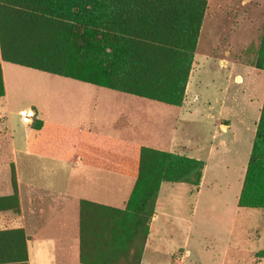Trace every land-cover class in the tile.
<instances>
[{"label": "crops", "instance_id": "0c3cea01", "mask_svg": "<svg viewBox=\"0 0 264 264\" xmlns=\"http://www.w3.org/2000/svg\"><path fill=\"white\" fill-rule=\"evenodd\" d=\"M30 18L15 7V0H0L4 87L0 97V233L24 232V264H84L81 202L85 196L114 208L128 200L125 187L123 198H117L84 184L116 188L127 184L130 194L143 147L194 159L204 153L205 165L196 190L186 182L161 183L141 264H229L232 254L238 261L250 249L241 245L243 219L239 218H264V210L238 205L257 131L255 120L260 118L258 108L263 106L259 88L264 79L252 89L251 100V95L244 96L243 86L232 83V67L226 59H220L226 61L222 64L194 52L185 97L181 105H174L5 59L3 48L12 57L20 50L15 49L16 41H47L40 45V53L59 56L67 53L66 38H77L74 22H69L74 25L71 29L49 16ZM56 40L61 44H54ZM130 66L123 57L115 70L125 76L131 73ZM239 77L243 78L239 75L236 80ZM138 79V84L146 82L140 75ZM199 85H203L202 94L196 89ZM196 128L203 132V141ZM19 152L44 157L45 176L22 175ZM90 169L119 176L117 183L103 174L85 181L84 172ZM69 181L75 183L74 193L68 191ZM261 236L253 235V239L261 240ZM10 246L0 237V258L15 254V247ZM179 247L184 250L177 254ZM253 259L264 264V255L254 254Z\"/></svg>", "mask_w": 264, "mask_h": 264}, {"label": "trees", "instance_id": "16d2710c", "mask_svg": "<svg viewBox=\"0 0 264 264\" xmlns=\"http://www.w3.org/2000/svg\"><path fill=\"white\" fill-rule=\"evenodd\" d=\"M145 1L153 6L151 11L153 19L150 21H148V15L141 5ZM184 4L194 7L193 16L190 18L195 23L194 38L196 41L206 8L205 0H15V7L20 9L29 21L30 17L49 16L54 20L66 23L71 29L74 25L69 22H74L78 26V35L77 38H66L67 53L65 51L64 55L49 56L40 53V45L47 41L29 39L16 41L15 49L20 50L15 51V57L8 56L4 48L3 56L5 59L21 65L181 105L185 97L186 83L195 50V45L192 46L191 43L192 31L190 28L187 30L190 34L188 38L184 35L185 40L182 42L178 38H173L170 32L161 33L158 29L160 25L156 19L161 17V5H168V8H171L172 5ZM173 17L174 14L168 12L164 15V20L172 23L174 22ZM53 42L56 45L61 44V41L58 40ZM123 57H125L126 65H131V73H126L125 76L118 74L115 70L116 63L123 60ZM176 60H179V65L173 64ZM139 75L142 81L146 80L145 83L138 84ZM122 76L125 77V80ZM3 94L4 87L0 67V97ZM261 145H264V105L251 149L244 185L239 196L238 205L240 207H264V193L256 198L251 195V180L256 176V172L264 167V147ZM156 151L158 155L159 152H163L144 147L141 149L139 175L127 200V205L124 210L116 208L113 210L115 212L132 211L137 214L139 221L135 232L139 234L140 227L143 226L147 236L149 233L148 221L150 222L153 216L161 183L168 182V180L164 177L161 178L157 188L151 189L141 199L140 208L132 210L131 206L134 200H138L135 197L136 187L142 183L143 168L148 167V162L144 161V153H156ZM168 157L184 158V156L173 153ZM164 159L166 158L164 157ZM167 165L168 162H163V167ZM204 165V161L199 160L194 166L202 171ZM188 175V172L180 174L174 177L171 182L190 183ZM201 177L202 172L194 183L196 187H198ZM84 204L82 201L81 216H83ZM81 224L83 223L81 222ZM147 236L144 234L142 248ZM0 237L6 240L9 246L13 242L10 247H15V254L3 255L0 262L10 263L16 260L24 264L27 259L24 232L21 230L1 232Z\"/></svg>", "mask_w": 264, "mask_h": 264}, {"label": "rangeland", "instance_id": "374dc122", "mask_svg": "<svg viewBox=\"0 0 264 264\" xmlns=\"http://www.w3.org/2000/svg\"><path fill=\"white\" fill-rule=\"evenodd\" d=\"M205 1L206 8L201 19L196 41L194 38L195 23L194 20L190 18V16H193L194 7L190 4L172 5L171 8H168V5H161V17L156 19L160 25L158 29L163 34L164 32H170L173 38H178L180 41L184 42V35L188 38L190 33L187 30L190 28L193 35L191 43L192 46L195 45L194 52L202 55H210L214 57L218 63L220 59H226L228 65L232 67V83L243 86V94L245 97L250 95L252 97L254 94L252 89L255 90L261 86L260 83L264 79V0ZM141 5L148 15V21L153 19L151 16L153 6L148 1L143 2ZM168 12L174 14V22L172 23H168L164 20V15ZM147 27L149 28L148 25ZM179 60H176L173 64L176 63V65H179ZM220 63L225 64L226 61ZM47 75L50 76V74ZM239 75L243 78L239 77L238 80H236V76ZM64 80L87 86L86 83L79 81L74 82L75 80L72 79L64 78ZM199 81H202V77H200L198 82ZM196 89L201 94L204 90L203 85L197 86ZM259 89L261 90L260 100L264 105V84ZM103 90L109 92L107 89ZM116 94L119 93L117 92ZM252 99L253 97L251 100ZM262 107L260 109L258 108V111L260 110L262 112ZM259 120L258 122L255 120L257 127ZM195 133L196 135L198 134L199 140L203 141V139H205L203 132L199 128H196ZM261 147H264V145H261ZM169 154L172 153L164 151L159 152V155L157 151L156 153H144V161L148 162V167L143 168L142 183L136 187L135 197L138 198V200L136 199L132 202V210L140 208L141 199L147 195L151 189L157 188L160 179L163 177L167 179L168 182H171L174 177L188 172V177L191 181L188 183L189 186L193 190L197 189L194 183L198 179V175L201 172L203 174V170H198L194 165L196 161H203L204 153L200 154V159L189 158L180 154L179 155L182 157L184 156V158L177 159L175 157H168ZM164 157L166 159H164ZM17 159L20 162L19 169L22 175H28L30 177L45 176V169H42L44 157L27 155L25 152H19ZM163 162H168V165L163 167ZM30 163H34V165H30ZM35 167H37V169H35ZM85 171V181L88 180V177H92L96 180L98 177L97 175L101 176V174H103L102 172L100 173L99 170L94 169ZM103 175L104 178L111 177L110 180L115 179L114 182L117 183L119 176L114 174ZM12 176L15 178V166H12ZM245 177L246 172L244 174L243 185ZM74 180L75 179L72 181ZM135 182L136 180L132 182V185L135 184ZM84 186L97 187L96 189L102 193L103 196L113 194L117 198H123L126 192L124 191L125 187L128 190V199L131 195V193L129 194L130 191L127 184L117 185L120 188H116V185L114 186L111 184L97 186L96 184L92 185L91 183H85ZM133 187L134 185L131 186V189H133ZM74 189L75 183L69 181V193H74ZM262 193H264V167H261V169L256 172V176L251 180V195H254V198H256ZM88 199L89 198L85 196L83 200L85 203L83 205L84 211L83 216H81V222L83 223V231L81 233V259L84 264H141L144 252V246L142 248L141 243L144 234L147 236V232L144 227L141 226L142 222L139 224L141 226L139 234L135 232L139 216L132 211L115 212L112 206L92 202ZM94 203L97 206H95ZM126 205L127 201L123 203L120 208L116 209L124 210ZM241 207L247 210H264V207ZM239 219H243V221H241L242 224H239L241 228L240 232L243 237L241 245H244L246 248L249 247L250 249L247 248L248 250L242 254L238 261L234 258V254H232L233 258L230 256L228 263L256 264L253 259L254 254L256 256L264 255V218L261 215H255L252 216V218L246 216ZM256 234L263 235V237L261 236L262 239H253V235L256 236ZM183 250L184 248L179 247L176 253L179 254ZM233 250L234 248L229 251V254ZM149 255L148 252L147 257Z\"/></svg>", "mask_w": 264, "mask_h": 264}, {"label": "bare ground", "instance_id": "6f19581e", "mask_svg": "<svg viewBox=\"0 0 264 264\" xmlns=\"http://www.w3.org/2000/svg\"><path fill=\"white\" fill-rule=\"evenodd\" d=\"M29 114V113H28ZM26 115V114H25ZM28 119V118H27Z\"/></svg>", "mask_w": 264, "mask_h": 264}]
</instances>
